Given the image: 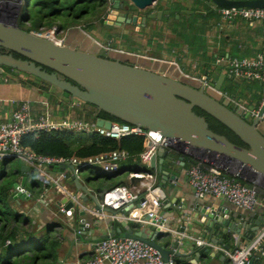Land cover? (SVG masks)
Instances as JSON below:
<instances>
[{
    "label": "crops",
    "instance_id": "1",
    "mask_svg": "<svg viewBox=\"0 0 264 264\" xmlns=\"http://www.w3.org/2000/svg\"><path fill=\"white\" fill-rule=\"evenodd\" d=\"M108 8L109 4L107 10ZM210 9L211 7L204 0H158L152 10L168 12V14H163L160 21H148L146 26L139 29L138 26L127 24L109 25L106 23V10L102 24L93 21L87 23L86 29L84 26L69 28L63 32L64 34L62 33L61 38L68 45L103 56L111 54L105 49L98 48L96 43L105 48L115 38L119 41V47L115 48L116 50L137 55V58L131 59L132 62L149 65L140 58L144 60L152 58L161 62L158 69L170 72L178 78L186 76L196 86L204 77L207 83L219 82L223 93L227 96L238 100L249 109H257L263 100L262 84L231 76L228 60L256 58L263 48V24L261 21L249 22L238 17L228 22L220 16L219 9L209 12ZM97 24L101 26L98 27ZM103 25L106 27L103 28ZM104 39L107 40L106 45L101 42ZM128 45L134 46L135 51L126 50L125 47ZM221 76L224 78H220ZM23 103L29 105L33 118L44 113L50 121L56 123L69 119L95 121L94 118L97 115L95 108L68 100L64 94L56 92L49 84L41 80L0 67V122L8 121L11 114ZM261 127L264 131V124H261ZM81 135L79 134V137L85 139L86 135ZM170 151L174 161L172 167L167 170L165 180L157 169L151 170L145 166L141 168L140 162L135 159L120 163L119 171L115 174L104 173L93 167L87 168L92 171L86 177L89 180L86 185L92 193L97 192L102 197L105 192L116 186H129V174L132 172L154 173L157 183L165 194V198L161 201L159 216L165 220L166 227L177 232L183 227L184 231L180 232L183 234H180V242L194 243L199 240L203 241L205 247L209 249V254H204L205 258L199 259L196 263L181 262L171 256L176 259V264H228L227 259L222 262L220 258L210 256V254L223 255L209 248L206 243L207 237L203 238L198 232L196 220H199V217H196L195 204L196 202L205 203L206 210L212 208L221 210L227 207L233 211V215L228 219L235 224H239L240 220L234 216L243 211L231 207L222 199L212 197L196 199L185 174L191 157L180 154L176 150ZM18 161L20 165L13 179L6 180L5 177H0V186L6 185L7 181L11 183L8 189L11 197L16 194L13 184L21 179L19 169L25 166L23 162ZM161 162L162 159L158 158L156 168L167 163L166 160ZM47 172L54 178L61 173L65 174V180L61 181L62 185L57 190L44 176H28L26 185L31 187V198H13L11 204L14 210L29 219L30 224L24 229H19L15 239L8 241L7 245L0 244V264H77L92 256L94 246L100 240L96 238L97 236L108 233L112 225L115 227V223L119 224L120 228L121 223H125L123 220L112 221L108 216L110 212H104L103 218H96L93 215L94 206L91 199L85 203L71 199L73 195L79 197L81 192L71 180L72 174L68 169L53 166L49 167ZM122 174H127V178L123 179ZM34 178H39L35 180L40 181L41 185L38 186L40 189L34 187L36 190H33ZM162 181L164 185L160 184ZM259 197L262 200L260 199L261 202L253 212L262 211L258 216L264 218V194L261 192ZM64 201L65 203L71 201L74 205H78L79 210L86 212L85 216L76 217L75 213L66 214L61 210V207L65 206ZM121 213L125 216L131 214ZM136 213L141 214L140 211H134L132 214ZM81 220H85L88 227H79ZM108 220L110 224H107ZM256 221L257 219H251L250 225L242 227L239 235L223 230L221 233H226L224 244L234 249L249 243V227L252 228ZM126 224L134 232L142 227L150 226L133 221H128ZM169 235L173 240L178 239L174 234ZM94 238L96 240H93ZM51 242H55L54 248H50ZM158 243L166 245L167 240H160ZM263 257L255 258L254 264H264Z\"/></svg>",
    "mask_w": 264,
    "mask_h": 264
},
{
    "label": "water",
    "instance_id": "2",
    "mask_svg": "<svg viewBox=\"0 0 264 264\" xmlns=\"http://www.w3.org/2000/svg\"><path fill=\"white\" fill-rule=\"evenodd\" d=\"M204 1L211 7L209 12L215 9L264 8V0ZM157 2L158 0H110L106 23L118 26L134 25L139 29L146 26L150 20L160 21L162 15H167L168 12L152 10ZM27 3L28 0H24L23 4L0 0V50L5 51H0L1 68H8L41 80L56 92L64 94L68 100L95 108L97 115L105 112L126 124L159 132L170 142H176L182 147L180 154H184L185 149H188L190 155L205 151L219 154L231 162L242 165L249 172V179L252 180L258 175L264 182V131L261 127L264 122H260L259 118L250 119L249 115H240L230 106L229 100L222 97L223 90L219 82L207 83L208 86H205L204 77L196 86L186 76L178 78L170 72L158 69L161 62L152 58L145 59L146 61L140 58L144 63H149L144 65L131 61L132 58H137V55L119 50H110L111 55L103 56L66 43L57 45L18 27L20 12ZM149 10L151 11L148 13ZM96 46L102 48L98 43ZM14 54L20 58L14 57ZM220 78L223 79L224 76ZM194 108L225 126L246 147L234 144L225 136L212 132L205 118L197 115L193 111ZM263 110L264 102L260 113ZM95 122L98 127L106 129H109L113 123L100 118ZM170 150L158 148L150 159L149 168L157 169L164 180L167 179V170L172 167L174 161ZM158 158L162 159L161 163L165 160L167 163L156 168ZM60 168L71 172V180L81 192L79 197L75 196L76 201L85 203L91 199L94 211L110 212L108 208L103 210L100 208L101 196L88 189L87 178H81L80 174L85 169L80 170L76 175L74 167L70 164ZM19 172L21 179L13 184L16 191L14 199L25 198L24 192L30 193L31 187L26 185L29 175L38 176L36 171L30 170L27 166H21ZM80 178L83 180L80 181ZM137 182L138 178H129L130 185H135ZM160 184L165 183L162 181ZM260 193L259 191V195ZM65 201L63 209L66 214L75 213L76 217L85 216L86 212L79 210L78 205ZM204 205L205 203L196 202L195 212L196 217H199V220H196L197 230L203 238L207 237V243L224 245L226 250L230 249L229 245L224 244L226 233L221 232L225 230L239 235L242 227L250 225L251 219L257 221L252 228L249 227V243L264 231V218L258 216L262 211L237 214L234 217L240 222L235 224L228 219L233 215V211L229 208L206 210ZM132 207L133 204L130 208ZM122 212L126 213V209ZM84 222L85 220H81L79 227H87ZM107 224H110L109 220ZM183 231V227L179 228V232ZM110 236L142 242L155 249L165 263L170 256L176 257L181 262L196 263L199 259L205 258L204 254H209V249L205 246H196L186 241L179 242L177 238L173 240L171 235L161 234L153 226L142 227L134 232L126 223H121V228L112 225L108 233L105 232L96 238L105 239ZM160 240H167L166 245L159 244ZM210 256L220 258L222 262L226 259L220 254H210ZM251 264L254 262L251 261Z\"/></svg>",
    "mask_w": 264,
    "mask_h": 264
},
{
    "label": "built area",
    "instance_id": "3",
    "mask_svg": "<svg viewBox=\"0 0 264 264\" xmlns=\"http://www.w3.org/2000/svg\"><path fill=\"white\" fill-rule=\"evenodd\" d=\"M10 1L23 4L24 0ZM219 13L228 22H232L238 17L249 22L261 21L263 24V48L256 58H231L228 60V70L231 76L262 84L263 100L260 107L250 110L238 100L227 96L226 93L221 92V94L223 98L229 100L230 106L234 107L240 115H249L250 119L259 118L260 122H264V110L260 113V108L264 102V8L219 9ZM32 33L57 45H63L64 43L62 38L57 37L58 33L55 26L41 32ZM104 49L106 51L113 50L109 46ZM203 84L208 86L207 82H203ZM62 131H72L82 135L97 133L100 136L114 140H120L127 136L142 137L143 150L137 158L140 164L148 168L150 159L158 148L174 149L177 152L182 151L180 145L176 142H170L159 132L145 130L142 127L126 123H112L109 129L98 127L95 121L69 119L56 123L50 121L44 113L33 118L29 105L23 103L11 114L8 121L0 122V161L4 159L20 160L30 170L36 171L38 175L47 178L57 189L61 187V181L65 180L66 176L61 173L55 178L51 177L47 172L49 167L70 164L74 167L76 175L80 170L92 167L104 173L112 174L119 171L120 163L132 157L126 150H114L84 159H63L36 155L30 149L21 145L22 138L25 135L31 134L37 138L43 133ZM188 152V149H185L183 154L191 157V163L185 170V174L188 185L196 199L200 200L205 197L222 199L231 207L243 212L253 211L258 207L262 200L259 197V191L264 194V182L258 175L252 180L249 179V172L242 165L231 162L219 154H211L209 151H205L194 152L190 155ZM130 177L138 178V182L135 185L116 186L105 192L99 200L100 208L110 210L108 216L112 221L123 220L125 223L133 221L141 225H150L161 234L176 235L180 242L179 237L182 233L166 227L165 220L159 216L161 201L165 198V194L157 183L155 174L144 171L132 172L129 174ZM24 194L25 198H31L30 193L24 192ZM71 199L76 201L74 195L71 196ZM132 204L133 207L130 208ZM124 209H126V213L132 214L134 211H140L141 214L121 215ZM224 209L225 207L221 208V210ZM61 210L64 211L63 206ZM93 215L96 218H103L105 213L94 211ZM86 226L88 227V225ZM263 241L264 231H261L252 243L234 249L226 250L221 245L206 243L209 248L221 253L228 260V264H251V261H254L255 258L264 256ZM8 243V241L5 242L6 245ZM194 244L196 246H206L203 241L199 240L194 241ZM77 264H175V262L170 256L165 263L155 249L142 242L110 236L98 240L94 246L92 256L79 261Z\"/></svg>",
    "mask_w": 264,
    "mask_h": 264
},
{
    "label": "trees",
    "instance_id": "4",
    "mask_svg": "<svg viewBox=\"0 0 264 264\" xmlns=\"http://www.w3.org/2000/svg\"><path fill=\"white\" fill-rule=\"evenodd\" d=\"M107 7V0H28L26 15L17 24L20 29L26 32H41L53 25L56 27L57 33L77 26H84L86 29L89 22L85 21L84 18L87 15H92L90 23L98 21L102 24ZM14 57L20 58L15 54ZM193 111L205 118L212 132L225 136L234 144L246 147L221 123L197 108H194ZM98 118L113 123H124L105 112L96 115L94 120ZM84 137L85 139H81L79 134L72 131L43 133L37 138L28 134L23 136L21 145L36 155L63 159H84L114 150H126L132 156L127 161L135 159L138 161L137 156L143 150V138L139 136H127L120 140H114L93 133ZM9 161L12 159H4L0 163L7 164ZM16 172H18V168ZM3 177L9 178V175L4 172L1 178ZM10 184L7 181L6 185L0 186V244L14 240L18 230L24 229L30 224L27 217L12 208L13 197L8 192ZM40 184V181L35 180L33 188ZM115 227L120 228V225L115 223ZM54 246L55 242H51L50 248H54ZM174 262L177 263L175 258Z\"/></svg>",
    "mask_w": 264,
    "mask_h": 264
},
{
    "label": "rangeland",
    "instance_id": "5",
    "mask_svg": "<svg viewBox=\"0 0 264 264\" xmlns=\"http://www.w3.org/2000/svg\"><path fill=\"white\" fill-rule=\"evenodd\" d=\"M26 7L27 6H24L23 8H22V10H21V12H20V15H19V18H18V21H20L25 15H26ZM31 14H33V12H31ZM32 19V18H31ZM84 20L85 21H87V22H90L91 20H92V15H87L85 18H84ZM60 22H61V20H59ZM59 21H57V22H59ZM96 22H98V21H96ZM97 26L98 27H100L101 25L100 24H97ZM103 28H105L106 26H102ZM49 29V28H48ZM44 30H47V28L46 29H44ZM66 30H63L62 32H60V33H58L57 34V37H59V38H61V37H63V32H65ZM63 33V34H62ZM111 37H113V36H111ZM103 44H105L106 45V43H107V40L106 39H104V40H102L101 41ZM111 45V46H110ZM109 45V47L110 48H118L119 47V41L117 40V39H115V38H113L112 39V41H111V44ZM105 47H107V46H105ZM103 50H104V48H102ZM125 49L126 50H129V51H132V52H134L135 51V47L134 46H131V45H128V46H126L125 47ZM105 56V55H104ZM20 162L17 160V159H14V160H12V161H9L7 164H3V163H0V177L3 175V173L4 172H6V174H8L9 175V178H6L5 177V179L6 180H9V179H13V175H15V171H16V169L18 168V166L20 165L19 164ZM140 166H141V168H144V165H142V164H140ZM92 170H90V169H87V170H84V171H82L81 172V178H86V177H88L89 176V174H91L90 172H91ZM92 177V176H91ZM122 177H123V179H126L127 178V174H122ZM35 179H39V178H34L33 179V181H35ZM32 181V182H33ZM41 185V184H40ZM39 185V186H40ZM37 189H40L39 187H36ZM36 188H34L33 190H36Z\"/></svg>",
    "mask_w": 264,
    "mask_h": 264
},
{
    "label": "flooded vegetation",
    "instance_id": "6",
    "mask_svg": "<svg viewBox=\"0 0 264 264\" xmlns=\"http://www.w3.org/2000/svg\"><path fill=\"white\" fill-rule=\"evenodd\" d=\"M0 51L5 52L4 50H0Z\"/></svg>",
    "mask_w": 264,
    "mask_h": 264
}]
</instances>
